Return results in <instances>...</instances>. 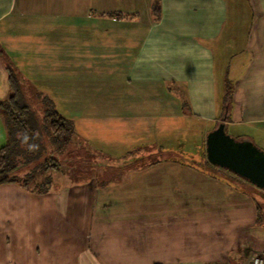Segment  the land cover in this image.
<instances>
[{
  "label": "crops",
  "instance_id": "crops-1",
  "mask_svg": "<svg viewBox=\"0 0 264 264\" xmlns=\"http://www.w3.org/2000/svg\"><path fill=\"white\" fill-rule=\"evenodd\" d=\"M155 1L162 8L159 19L152 10ZM252 2L256 12L251 16L253 25L237 41L236 32L225 33L224 0H0V102L10 95L9 66L18 72L25 94L51 98L47 95L54 92L46 81L48 68L57 67L53 74H60V79L70 82L67 74L82 66L81 60L85 59L82 51L93 48L94 52H105V65L121 68V82L126 86L117 96L126 111L107 112L102 116L121 115L132 126L142 121L139 131L144 128L159 133L160 118L182 114V107L188 104L192 110L186 113L188 116L195 113L209 124L218 113L221 118L225 113L226 104L222 107L223 102L218 100L223 98L224 80L228 75L235 83V106L231 111L228 97L227 128L239 126L240 132H244L242 137H249L262 147L264 0ZM86 26L101 37H90ZM49 33H55L53 38L48 39ZM82 34L87 38H82ZM228 35L231 37H225ZM225 45L234 47L236 54L244 52L236 57L235 64L226 61L225 52L231 49L225 50ZM84 57L89 58V64L93 59L99 63L97 54L87 53ZM75 73L79 74L74 71V76ZM152 105L157 108L155 113L135 110ZM59 112L73 120V138L79 139L85 132L86 136L82 137L91 139L88 132L92 124L82 122L73 110L63 108ZM166 120L172 126L171 131L178 130L179 126L187 127L178 125L175 119ZM150 121L154 126L146 127ZM209 131L207 127L206 137ZM233 132H237L236 128ZM8 138L0 106V147ZM144 139L141 132L130 143ZM60 167L48 173L54 183L47 190L18 181L0 184V264H87V261L91 264H249V253L264 252V197L261 194L264 189L254 184L234 183L211 171L182 166V170H176L181 176L176 177H187L185 194L177 193L178 187L172 188L166 203L158 199V203H152L153 210L165 209L169 213L167 223L171 225L162 227L169 229V236L150 238L143 231H135L133 235L126 232L116 238L111 232L99 233L92 240V247L98 248L104 257L96 251L92 258L84 256L78 240L68 243L70 237L64 235L65 223L79 224L80 212L92 207L98 213L100 208L111 210L106 215L99 213L103 226H113L120 217L121 221L126 219L127 226L134 224L136 221L130 222L127 217L136 219L140 214L131 212L144 211V201L137 198L141 205L136 204L135 208L123 201L129 199L124 195L133 198L139 193L142 184L136 183L135 178L165 174L171 181V174L176 171H126L123 173L126 182H118L123 184L118 187L111 186L110 182L119 172L95 173L99 177L96 179H91L90 174L92 181L85 183L78 179L83 173L66 171L63 174ZM114 194L119 197L114 198ZM130 242L168 252L159 251L148 257L141 252V247L131 248ZM111 243L116 246H112L115 253L109 249Z\"/></svg>",
  "mask_w": 264,
  "mask_h": 264
},
{
  "label": "rangeland",
  "instance_id": "rangeland-1",
  "mask_svg": "<svg viewBox=\"0 0 264 264\" xmlns=\"http://www.w3.org/2000/svg\"><path fill=\"white\" fill-rule=\"evenodd\" d=\"M224 3V17H226L224 22L225 33H230L233 30V32H236L238 41L240 38L244 37L245 33L247 34V30H249L253 25L254 17L252 18L251 16H253V14L255 15L256 13L253 2L252 0H224ZM255 18L257 19V15L255 16ZM84 22H88V20H84ZM85 29H89L86 33H89L90 37H101V34H94L93 29H90L87 26ZM54 35L55 33H49L47 37L48 39H50L53 38ZM86 36L87 35L82 34V38H87ZM225 37L230 38L231 35ZM234 47H236V43ZM234 47L233 49H231V46L225 45V50L231 49L229 53L225 52L226 61L231 64H235V60L238 55L244 54V52H239L236 54ZM231 51L234 52L230 53ZM87 53L97 54L99 56L98 58H100H97V61H99V63H94L95 59H93L92 63L89 64V58L84 57V55L87 56ZM117 54L119 55V53ZM104 56V51L94 52L93 48L89 49V51L87 52L82 51V58L85 59L81 60L82 66H80L79 70L77 68H74L75 70H71L70 75L67 74L70 82L60 79V74H53L54 68L57 67H53L52 65L51 68H48L49 75L46 76V81L53 86L54 92H51V94L47 95L51 96V99L54 102L57 110L62 111L63 108L68 111L73 110L77 113L76 117L82 119V122L86 121L92 124V132H88L91 136V139L86 140L83 138L86 136L85 132H83V134H80L81 138L79 139L76 136L73 138L72 135L71 142L65 147V150L63 151H58V149H56L57 147L52 146V144L48 142V151L45 152V154H43L39 159H36V161L34 162H30L29 165H25L24 163L20 162L17 168L20 179H26L31 186L36 188L40 185H44L45 183L43 182L46 180V178H48V173H52L53 171H55V169L50 167L49 170H44L42 168L35 169V167L39 164V166L47 168L48 164H46L45 162V166H43V160L46 159V157L48 158L49 155L53 154L60 163L61 171H63L61 173L66 174V171H77L79 173H83L84 176L78 179L87 181L85 183H90L92 181L91 179L93 178L96 179V177L98 176H94L95 173L103 174L110 172H119L120 175L114 176V180H111L110 185L120 187L123 184L121 185L118 182L125 181L123 173H125L126 171L141 169L146 171L157 170L161 172L164 171L175 173L176 170H182V166H189L193 169H202L211 171L215 174L217 173L218 175L226 176L234 183L238 181L244 185L252 184L248 180L237 176L235 173L225 168L213 165L207 158L206 128L209 127L210 130L215 128L220 122L221 113H218V116L215 118V120L208 124L195 113H191V117L188 116L186 113L189 111L192 112V110L190 109L191 106L189 107V105L187 104L182 107V114L168 115L160 118L161 120L158 123L160 129L159 133L144 130V128L143 130L139 131L138 128L142 124V121L134 123L137 126L134 127L135 125L132 126L131 123L123 121L121 119L123 116L121 115L111 117L108 116L109 118H107L106 116H102V114L107 112L118 113L120 111H126V107L122 108L123 104H121V102L119 104V98H117L121 91L126 90V86L122 85L123 83L121 82L123 75L121 73V68L116 66L108 67V65H105ZM218 56L219 58L221 57L220 54ZM225 68L227 69V66H225ZM74 71L79 72V74L75 73L74 76ZM234 85L235 83L232 76L229 77L228 75H226V78L224 80V89L222 91L223 98L222 100H218L219 102H223V107L224 104L229 103L226 99L230 97V99H228L230 100L231 111L235 106L233 100V94L235 90ZM57 86H59V88H57ZM69 86H74V88L72 89L71 87L69 89ZM62 88L64 89V91L61 90ZM112 90L113 93H110ZM113 94L114 97H112ZM26 95L29 96L28 100L33 106L36 113L40 118H42L46 107L43 104V96L38 98L32 97L29 94ZM141 108L142 107L135 110L152 113H155L157 110V108L153 105L149 108H145L144 110H142ZM133 113L137 112L135 111ZM167 118H170V120L175 119L177 124L179 123L178 125L183 124V126L187 127L180 128L179 126L178 130L171 131V124H166L168 122L166 120ZM109 123H111L112 126ZM106 124L108 125V127H105ZM145 125L146 124L143 123V127ZM152 125L153 122L150 121L147 123L146 127L151 128ZM244 127L245 129H248V127ZM234 128H236L237 131L235 133L233 132ZM239 128V126H230L228 132L236 138H242V133L244 132H240ZM247 131H249V129ZM141 132L143 133L145 139L130 143L131 140L138 137ZM248 134L251 135L250 133ZM146 136L149 137L146 138ZM152 136H154L155 138H152ZM261 148L264 149V146H262ZM178 173L179 172L176 171V174H171L173 175V180L171 181L166 178L165 174V176L163 175L159 177H151L148 179H144L143 176L137 177L138 179L135 178L136 180L134 181L136 183L142 184L141 187H139V193L135 194L133 198L124 195L126 197H129V199L123 201L133 208H135L136 204L137 207L141 205V203H138V201H136L137 198L143 199L144 201V211H136L134 209L135 211L131 212L132 215H135L137 213L140 214L135 216L137 217L136 219H132L131 216H129L130 219L129 217H127L130 222L136 221L134 224H130L127 226L126 219L122 218L121 221L120 217L119 220H115L113 226L108 225L106 227V225L103 226V224H101V217L99 216V213L106 215L108 211H111L110 209L108 210L107 208H100L99 213L96 212L92 207L90 208V210H83L79 215V224L74 223L71 225L69 223H65V228L63 229L64 235L66 237H70L68 243L71 244L74 241L77 243L78 240L79 245L82 247V252H84V256H89V258H92L94 257L93 252L96 251L99 255L101 252H99L98 248L94 249L95 247H92V240H94L95 236L99 233L111 232L110 234L114 235L113 237L116 238H121L122 234L126 232H128L129 235H133L135 231H143L144 234L147 236L149 235L150 238L151 236L157 235H162L165 237L169 236V229L165 230L162 228L163 226L168 227L170 224L167 223L169 220V213L167 211H164L165 209L153 210L155 206L152 207V203H154V201L155 203H158V200H162L159 201L160 203H166V201L170 198L168 197L170 196L169 190L172 188L174 190V188L178 187L176 189V192L182 195L185 194L184 191L187 187L185 184V178L187 177H182L179 179L176 177L181 176L177 175ZM90 174L92 175L91 179L90 176H88ZM174 176L177 178V180ZM117 177L118 179H115ZM98 181L102 180L99 179ZM50 182L51 183L48 186L51 187L52 183H54L53 179H51ZM146 182H149L151 184H145ZM179 182H181L182 184H179ZM93 184H95V182H93ZM167 185L168 187L164 188ZM55 186L57 185L55 184ZM261 194L264 197V193ZM113 197L118 198L119 196L114 194ZM137 220L141 221V223L138 224ZM77 227L79 232H74V229ZM88 246H90L91 248H89ZM112 246H114V248L116 247L115 244L113 245V243H111L109 249H111V253H115V250H112L114 249L112 248ZM129 246L131 248L141 247V252L146 253L148 257L159 251L161 252V254H163L164 252H168L164 251V249L158 248L150 250V246H148L147 244L138 245L130 242ZM255 253L257 252L253 251L249 253V262ZM100 256L104 257V255L102 254ZM118 260L119 259H116L115 261ZM87 264H91V262L87 261Z\"/></svg>",
  "mask_w": 264,
  "mask_h": 264
},
{
  "label": "trees",
  "instance_id": "trees-1",
  "mask_svg": "<svg viewBox=\"0 0 264 264\" xmlns=\"http://www.w3.org/2000/svg\"><path fill=\"white\" fill-rule=\"evenodd\" d=\"M158 5L159 3L156 1L152 9L157 19L162 13V8ZM7 70L10 95L6 100L0 102V106L5 115L9 138L8 142L0 147V184L18 181L29 186L26 179L19 178L17 168L20 162L29 165L30 162L39 159L48 151V142L57 147L58 151L65 150L74 135L75 126L73 120L62 115L52 99L46 95L43 96V104L46 106L44 115L40 118L25 94L18 72L11 66ZM45 162L48 164V167L46 166L48 169L39 166V164L35 169L49 170L51 167L56 170L60 166L53 154L43 160V166H45ZM50 181V176H48L43 182L45 184L39 187L42 190H47Z\"/></svg>",
  "mask_w": 264,
  "mask_h": 264
},
{
  "label": "water",
  "instance_id": "water-1",
  "mask_svg": "<svg viewBox=\"0 0 264 264\" xmlns=\"http://www.w3.org/2000/svg\"><path fill=\"white\" fill-rule=\"evenodd\" d=\"M228 103L218 125L207 133L206 153L213 165L264 189V149L249 137L236 138L228 132Z\"/></svg>",
  "mask_w": 264,
  "mask_h": 264
},
{
  "label": "built area",
  "instance_id": "built-area-1",
  "mask_svg": "<svg viewBox=\"0 0 264 264\" xmlns=\"http://www.w3.org/2000/svg\"><path fill=\"white\" fill-rule=\"evenodd\" d=\"M249 264H264V252H257L255 253Z\"/></svg>",
  "mask_w": 264,
  "mask_h": 264
},
{
  "label": "clouds",
  "instance_id": "clouds-1",
  "mask_svg": "<svg viewBox=\"0 0 264 264\" xmlns=\"http://www.w3.org/2000/svg\"><path fill=\"white\" fill-rule=\"evenodd\" d=\"M25 140H27V137H25Z\"/></svg>",
  "mask_w": 264,
  "mask_h": 264
}]
</instances>
